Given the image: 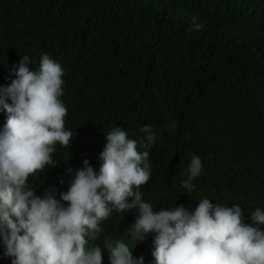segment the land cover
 <instances>
[{"label": "trees", "instance_id": "16d2710c", "mask_svg": "<svg viewBox=\"0 0 264 264\" xmlns=\"http://www.w3.org/2000/svg\"><path fill=\"white\" fill-rule=\"evenodd\" d=\"M44 53L64 69L73 139L56 145L55 166L28 177L37 195L55 189L59 198L66 169L85 159L98 169L112 127L139 139L150 126L151 175L140 191L156 211L207 198L239 204L247 223L264 210V0H0V85L21 56L38 70ZM5 120L0 111V127ZM193 155L203 170L188 192L181 182ZM135 215L113 211L86 237V247L102 248V264L111 236L151 264V235L136 243L124 231ZM2 251L0 264H10Z\"/></svg>", "mask_w": 264, "mask_h": 264}, {"label": "clouds", "instance_id": "9594fccd", "mask_svg": "<svg viewBox=\"0 0 264 264\" xmlns=\"http://www.w3.org/2000/svg\"><path fill=\"white\" fill-rule=\"evenodd\" d=\"M193 28L200 25L193 18ZM30 57L21 56L9 69L15 77L0 85V246L10 264H102V248L86 247L100 224L113 211L135 210L124 231L139 242L151 235V264H264V210L257 207L245 222L239 204L231 207L201 199L189 210L183 204L156 211L142 199L140 186L151 175L149 149L156 140L150 126L130 139L123 127L105 135L99 168L85 159L71 173L66 191L45 189L37 195L27 180L55 166L56 145L69 147L73 134L64 126L67 108L63 96L64 69L47 53L38 70ZM144 149L143 151L138 150ZM203 170L193 155L181 187L191 192L192 181ZM183 174V173H182ZM63 183V180H60ZM111 236L105 242L108 264H145L132 248Z\"/></svg>", "mask_w": 264, "mask_h": 264}]
</instances>
